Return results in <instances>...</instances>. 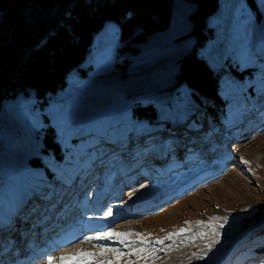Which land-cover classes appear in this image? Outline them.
Returning a JSON list of instances; mask_svg holds the SVG:
<instances>
[{
	"label": "rangeland",
	"instance_id": "374dc122",
	"mask_svg": "<svg viewBox=\"0 0 264 264\" xmlns=\"http://www.w3.org/2000/svg\"><path fill=\"white\" fill-rule=\"evenodd\" d=\"M194 10L195 5L188 0H173L169 25L136 44L134 52L123 48L124 45L117 35L116 22L107 20L93 37L85 61L68 73L62 88L47 94L46 102H37L34 90L28 88L2 103L0 227L19 226L17 221L11 220L9 213L11 197L14 194L22 196L39 189L43 192L46 190V184H41L46 179L43 171L45 165L57 174L64 170L62 164L43 151V134L48 126L56 130L71 129L69 135L86 132L99 125H126L120 131H135L132 124L127 125L129 114L138 105L148 103L153 105L156 116L179 118L189 111L198 112V100L195 101L185 85L176 86L175 77L178 72L177 60L188 53L194 43L191 36H186L191 28L189 15ZM206 26L212 29L213 36L199 48L198 55L207 62L213 72L220 75L219 97L215 99L219 98L224 102V112L218 117L223 121V128L230 123L236 127V130H231L233 135L229 136L228 145L210 138L209 140L216 144L219 143V151L215 147L214 151L204 152L202 158L182 164L178 170L165 176L162 171L155 170L154 173L149 169V179L144 184L140 183V186L132 191V195L127 196L129 193H124V190L111 202H108L106 192L112 188L114 182L126 178L138 182L142 178L136 168L126 169L122 173L121 167L128 163V158L124 162L119 160L106 163L102 172L99 175L96 173L97 180L85 183L93 186L83 194L79 193V200L76 198L68 208L64 217L65 224L47 228L46 232L56 230V233L61 235L71 232L73 237L70 240L74 242L70 248H63L57 254L50 255L58 257L61 253L68 255L84 250L94 252L97 258L103 259L99 256L101 247L117 248L121 244L115 239H84L103 233L96 232L99 227L110 226L106 232L115 230L145 233L143 231L148 230L145 234H150L149 239L154 241L180 228L191 227L193 231L188 234L191 236L199 231L196 227L197 221L207 223L212 217L223 218L229 215L227 224L221 230L220 244L214 247L205 260H198L193 254L201 253L206 240L196 239L192 243L188 241L186 234L158 245L155 258L148 262L136 256H125L119 263L130 261L131 264H166L174 259V264H248L249 258L246 255L237 254L232 262L230 253L234 250V253L236 252L237 240L240 235H244L250 224L257 222L260 215L264 216V0H218L217 9L206 17ZM253 104L255 107H252ZM247 109H250L248 113L245 112ZM212 111H215V108H212ZM252 111L255 112V117H251L247 123L245 117ZM199 119L203 122L202 127H211L207 121L208 116L202 113ZM168 121L169 119H166L164 122L168 125ZM180 126L178 125V128ZM219 132L221 133L222 129ZM162 135L153 134L152 137L156 139ZM232 144L236 145L235 152L229 153L232 156H229V161L222 167L220 174L209 181H206L207 178H200L204 171L211 168L210 164H214L211 174L221 167L216 166L218 162L215 160L219 156L222 157L221 153L228 154L226 151L233 149ZM131 145L132 143L126 146L128 151ZM159 150L161 148L154 145L148 155H155ZM177 150L184 152L181 147ZM109 152L110 150L105 154ZM74 155L75 153H72V156ZM169 157L158 158L157 164L163 165L164 160ZM33 158L39 163H30ZM64 158L63 165H69L70 160L66 154ZM220 161L222 162L223 158ZM144 163L145 160L142 162L143 166ZM205 164L208 165L207 168L202 167ZM83 171L74 177L78 181L76 187L85 180ZM255 177L259 178V184H255ZM195 179L202 183L199 187L203 192L193 193L192 188L196 187V184L184 187L187 182ZM73 181L71 187L66 185L57 197L52 198L59 201L58 206L66 196L71 198L69 193L66 194L67 190L75 186ZM188 191L191 192L186 193ZM171 202L178 205L169 208ZM108 208L112 209V219L103 215ZM247 208L254 211L251 216L244 212ZM241 211L244 212L241 220L230 222ZM128 213L131 214L127 216ZM18 216L16 214V218ZM85 225H91L89 228L93 230L83 229ZM20 226L22 230L33 227L28 222ZM20 236L21 233L17 230L8 233L11 243H20ZM56 239L51 238L53 242H56ZM79 239L80 241H77ZM128 239L136 241L137 237L133 235ZM181 240L186 242L185 247L176 243ZM36 241L37 246L38 240ZM62 243H57L55 247L58 248ZM156 246L154 245L155 248ZM37 248L35 247L33 252L38 251ZM4 250L6 251V248L0 247L1 255ZM29 253H32V249ZM106 255L112 257L111 252ZM45 262L46 259L42 262L36 261L35 264ZM258 262L260 260L251 264Z\"/></svg>",
	"mask_w": 264,
	"mask_h": 264
},
{
	"label": "trees",
	"instance_id": "16d2710c",
	"mask_svg": "<svg viewBox=\"0 0 264 264\" xmlns=\"http://www.w3.org/2000/svg\"><path fill=\"white\" fill-rule=\"evenodd\" d=\"M172 1L0 0V108L5 100L28 88L34 90L37 102H46L47 94L62 88L68 73L85 61L93 37L107 20L116 22L117 35L124 45L123 48L136 51V44L169 25L172 18ZM188 1L195 5V10L189 15L191 28L186 36H191L194 43L190 51L177 60L178 72L175 77L176 86L185 85L195 101L198 100V112L189 111L179 118L156 116L153 105L148 103L138 105L129 114L127 125L132 124L135 131H120L126 125H99L97 128H91L92 130L69 135L71 129L56 130L48 126L43 134V151L62 164L64 170L57 174L45 165L43 171L46 179L41 183L47 186L44 192L39 189L11 197L12 207L19 215L21 224L29 222L37 214L41 215L46 208L53 213V199L66 185L72 184L78 173L84 170L88 178L96 180V173L102 171L106 163L120 160V151L127 150L126 146L130 143L137 163L146 159L151 166L161 168L165 173L177 170L187 158L193 160L200 156L192 151L187 152L182 159H170L167 164L158 167L154 158L147 155L144 157L151 146L163 147L159 152L163 159L168 157V154L178 156L181 152L176 151L178 147L182 150L193 147V141L197 142V138L209 141L210 149L217 146L216 142L209 139L214 132L219 134V130L224 129L223 121L218 117L224 112V102L219 98L215 99L219 97L220 75L213 72L207 62L198 55V50L213 36L212 29L206 26V17L217 9L218 0ZM212 108H215V111H212ZM249 110L245 112L248 113ZM202 113L208 116L210 128L202 127L203 122L199 119ZM252 113L254 116L255 112ZM166 119H169L168 125L164 122ZM178 125L181 126L178 128ZM231 133L233 135V131ZM153 134L163 135L153 139ZM222 138L227 142L229 135L223 134ZM109 150V154H105ZM141 150L144 155L139 153ZM72 153L75 155L72 156ZM65 154L70 160L69 165H63ZM30 163L36 165L39 161L33 158ZM254 182L259 184V178L255 177ZM193 191L203 192L200 187ZM68 193L74 196L73 200L78 198L72 189L68 190ZM29 203L31 205H28ZM175 205L178 203L170 204L169 208ZM244 212L250 216L254 213L249 208ZM244 212L235 215L230 222L240 221ZM17 226L2 227L3 239L11 231H20L21 226ZM236 248L235 253V250L230 253L232 262L235 255L244 254L249 258L248 264L258 260L259 264H264V216L260 215L257 222L250 224L244 235H240Z\"/></svg>",
	"mask_w": 264,
	"mask_h": 264
},
{
	"label": "snow or ice",
	"instance_id": "6c2138e0",
	"mask_svg": "<svg viewBox=\"0 0 264 264\" xmlns=\"http://www.w3.org/2000/svg\"><path fill=\"white\" fill-rule=\"evenodd\" d=\"M247 163V161H245ZM113 212L111 208H108L106 212H104V217L112 216ZM221 219L223 222H221ZM227 217L223 218H210L209 222L197 221L196 227L199 231L193 233V235L188 236V241L194 243L196 239H205L206 243L204 248L202 249L199 255H195V258L198 260H205L208 258V254L211 253L214 247L217 244H220L222 239L221 230L227 224ZM191 223V222H186ZM192 228H180L179 230L168 233L163 238H158L156 240L149 239L150 234L145 233H132V232H117L115 230H110L107 232L99 233L95 236H87L84 239L86 241L92 240H113L115 239L122 245H126L129 248L128 252H123L116 248H106L101 247L99 256L103 257V259L97 258V254L94 252H87L84 250H79L75 254L68 255H59L52 256L49 255L46 258L45 264H56L58 261L59 264H119L120 260H122L125 256H136L139 259L148 262L155 258L157 249L154 245H163L165 241H172L175 237H182L186 234L192 232ZM135 235L137 237L136 241H129V237ZM168 247H172V245H168ZM163 250V249H161ZM111 252L112 257L107 256L106 254ZM95 258V259H94ZM125 264H131L130 261H125Z\"/></svg>",
	"mask_w": 264,
	"mask_h": 264
},
{
	"label": "bare ground",
	"instance_id": "6f19581e",
	"mask_svg": "<svg viewBox=\"0 0 264 264\" xmlns=\"http://www.w3.org/2000/svg\"><path fill=\"white\" fill-rule=\"evenodd\" d=\"M128 188H130V187H127L125 190L130 194V193H133L130 189H128ZM116 205H120L119 203H115ZM127 208H129L128 207V205H127ZM131 213H128V214H126L127 216H129ZM127 219H129V218H127ZM132 220V219H131ZM85 228H87L88 230H90V231H92L93 229H90L89 228V226L88 225H86L85 226ZM102 228V229H101ZM109 228H111L110 226H108V227H99L98 229H101V230H98V229H96V232H105L106 230H108ZM98 230V231H97ZM83 236V235H82ZM71 237H73V235L71 236ZM80 239H81V237H80ZM80 239L79 240H77V241H80ZM75 241V240H74ZM74 244V242H72V240H70L69 242H67V243H62L58 248L57 247H55L54 249L55 250H52V252L51 253H53V254H57L60 250H62L63 248L64 249H67V248H70L72 245ZM57 248V249H56ZM36 251V250H35ZM79 251V250H78ZM37 252V251H36ZM50 255V252L49 253H47V255ZM62 254H64V253H61V255ZM75 254V253H74ZM48 255V256H49ZM47 257H45L44 259H46ZM43 259V260H44Z\"/></svg>",
	"mask_w": 264,
	"mask_h": 264
}]
</instances>
